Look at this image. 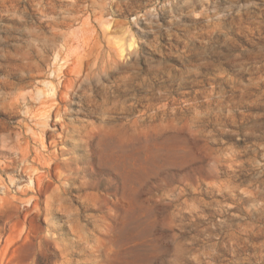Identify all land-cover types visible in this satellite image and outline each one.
<instances>
[{
  "label": "rangeland",
  "instance_id": "374dc122",
  "mask_svg": "<svg viewBox=\"0 0 264 264\" xmlns=\"http://www.w3.org/2000/svg\"><path fill=\"white\" fill-rule=\"evenodd\" d=\"M0 264H264V0H0Z\"/></svg>",
  "mask_w": 264,
  "mask_h": 264
}]
</instances>
